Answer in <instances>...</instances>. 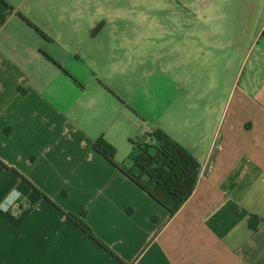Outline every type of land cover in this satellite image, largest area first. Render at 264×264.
<instances>
[{
    "label": "crops",
    "instance_id": "1",
    "mask_svg": "<svg viewBox=\"0 0 264 264\" xmlns=\"http://www.w3.org/2000/svg\"><path fill=\"white\" fill-rule=\"evenodd\" d=\"M157 130L201 167L172 217L94 149ZM0 162V264H264V0H0Z\"/></svg>",
    "mask_w": 264,
    "mask_h": 264
},
{
    "label": "trees",
    "instance_id": "2",
    "mask_svg": "<svg viewBox=\"0 0 264 264\" xmlns=\"http://www.w3.org/2000/svg\"><path fill=\"white\" fill-rule=\"evenodd\" d=\"M18 17L42 37L48 39L47 35L24 15L19 13ZM44 55L62 69L49 55L46 53ZM132 144L134 146L131 154L133 166L129 169L121 167L115 162L116 150L104 139L98 140L94 144V149L164 207L170 213V217L174 216L194 193L201 170L199 163L183 147L159 130L145 134L137 141H132ZM0 164L8 170L16 172L3 163L0 162ZM23 180L42 198L56 206L29 181L25 178ZM63 213L91 239L113 254L95 237L91 228L84 221V214L76 216Z\"/></svg>",
    "mask_w": 264,
    "mask_h": 264
},
{
    "label": "rangeland",
    "instance_id": "3",
    "mask_svg": "<svg viewBox=\"0 0 264 264\" xmlns=\"http://www.w3.org/2000/svg\"><path fill=\"white\" fill-rule=\"evenodd\" d=\"M100 1L104 2L105 0H92V2H100ZM124 1H127V0H124ZM109 3L112 4V6L105 7V8L104 7L99 8V7H96V6L92 7L91 8V15L92 16H100L102 14V16H103L104 14H110V13L115 12V7H114L115 3H113V2H109ZM132 9L136 10L137 13H135V14H137V16H140V17L149 18V16L152 17L155 14H160L161 15V13H156L155 11H152L150 8H148L146 6H140L137 9H134L132 6H130L129 4H126V3H124L123 6H122L123 15L125 16V15L130 14ZM101 11H102V13H101ZM103 11H105V12H103ZM135 14H133V15H135ZM39 17H41V16H39ZM123 29H124V24H123ZM240 30H242V31L243 30H249V28L247 27V25L242 24V27H240ZM139 119L144 120V118H142V117H139ZM143 136H141V138Z\"/></svg>",
    "mask_w": 264,
    "mask_h": 264
}]
</instances>
